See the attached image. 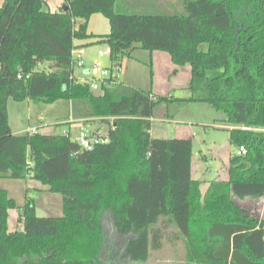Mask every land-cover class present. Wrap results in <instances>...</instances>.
Masks as SVG:
<instances>
[{"label": "trees", "instance_id": "16d2710c", "mask_svg": "<svg viewBox=\"0 0 264 264\" xmlns=\"http://www.w3.org/2000/svg\"><path fill=\"white\" fill-rule=\"evenodd\" d=\"M95 13L108 18V33L88 32ZM89 37L111 48V65L138 46L190 64L191 96L120 81L95 94L71 77L75 41ZM10 98L69 100L73 118L112 116L102 135L108 141L86 149L69 132L15 134ZM190 100L223 111L231 143L246 148L231 156L229 179L209 181L206 192L192 176L193 139L151 134L159 104ZM0 176L39 180L62 194L64 209L38 216L28 193L19 205L0 188V264H106V214L120 235L135 234L123 244L132 260L146 261L163 246L162 222L175 227L193 264H264V218L237 202L264 198V0H185L184 11L174 13L120 11L117 0H64L54 12L45 0H4ZM15 207L22 230L8 226Z\"/></svg>", "mask_w": 264, "mask_h": 264}, {"label": "rangeland", "instance_id": "374dc122", "mask_svg": "<svg viewBox=\"0 0 264 264\" xmlns=\"http://www.w3.org/2000/svg\"><path fill=\"white\" fill-rule=\"evenodd\" d=\"M3 2L4 0H0V6ZM45 2L46 9L52 12L57 11L60 5L58 0H45ZM184 2L185 0H117V8L120 11L130 10L138 13H174L184 11ZM109 31L110 22L102 13H95L91 20L89 19V33L105 34ZM207 46L206 43L202 44L204 49ZM157 52L166 53L160 50ZM143 53L147 55L149 52L137 51L136 55L142 58ZM128 58L125 56L121 60L122 63L124 64ZM101 61L105 63H102L104 66H109L106 63V57L102 58ZM170 65L173 64H168L165 61L158 63L155 69L156 75H154V71L151 75L152 69L147 63L137 64L130 72L137 88H153L155 92L161 95L191 96L189 89L191 65H183L181 72L177 74L174 73L175 70ZM42 67L47 69L48 66L42 65ZM75 75L78 78L83 77V69L76 68ZM153 77L154 82L152 81ZM103 93L104 91L95 92V94ZM8 109L10 125L15 131H22L28 127H38L39 132L47 134L71 131V136L77 137L79 133L77 126L73 127L75 123H71L72 112L69 100L61 99L53 103H35L30 99L17 101L10 98ZM225 117L223 111L216 110L206 101L190 100L182 105L172 103L168 106L163 103L155 109L151 128L152 136L191 137L193 139L192 176L202 180V191L204 192L207 190L209 181L229 179L230 158L238 152V148L230 141L229 128L233 125L228 124ZM88 119L90 122H94V126L100 123L102 131L99 132L101 130L99 127L96 129L99 135L107 134L109 126L114 121L112 116L106 118L90 117ZM0 188L8 189L10 196L15 198L19 205L25 203L28 193L35 200L38 216H62L64 214L62 194L49 191L48 186L39 180L0 176ZM237 202L248 212L264 218V199L237 200ZM8 226L10 230H22L24 228V223L19 219L17 207L9 211ZM158 226L164 228L163 246L160 249H151L150 257L146 261H136L125 253L123 247L125 241L135 234L120 235L115 229L111 214L104 215L103 256L106 259V264H193L188 260V248L185 241L177 238L175 227H164L162 222Z\"/></svg>", "mask_w": 264, "mask_h": 264}, {"label": "crops", "instance_id": "0c3cea01", "mask_svg": "<svg viewBox=\"0 0 264 264\" xmlns=\"http://www.w3.org/2000/svg\"><path fill=\"white\" fill-rule=\"evenodd\" d=\"M60 5L64 2V0H58ZM59 5V6H60ZM94 15V14H93ZM92 15V16H93ZM92 16L90 17V20L92 18ZM96 18V17H95ZM99 18V17H98ZM101 20V19H100ZM93 22V20H92ZM94 24V23H93ZM96 34V33H95ZM100 34V33H99ZM99 39V37H89V38H86V39H83V40H76L75 41V44H76V48L78 49H83L84 50V57H85V61H86V67L83 68V71L84 73L87 72L94 59H96L98 57V53L100 50L102 49H105L107 47L106 44H102V43H98L97 40ZM105 46V47H103ZM143 50V51H141ZM138 52H146L148 51L149 53L147 55H145L146 53H143L142 54V58L138 57L136 55V53ZM162 52V51H161ZM165 52V51H163ZM106 57V60H107V65H111V60H110V56L109 55H104L100 58V60H102V58H105ZM129 58L127 60L124 61V64L122 63L121 61V71L119 72V81L126 84V85H130V86H134V87H137L135 82H134V78L131 76V69L132 68H135V66H137V64H151L152 65V69H154V75H156V67H157V64L161 63V61H165L166 63L168 64H173V65H170L175 71L174 73L177 74V73H180L181 70H182V66H178L176 65L173 61H172V58L170 56V54L168 52L166 53H158L157 50L155 51H149V50H145V49H141L139 46L132 52L131 56H128ZM102 63H104L103 61H101ZM105 64V63H104ZM87 69V70H86ZM154 82V77H153V80ZM190 83V82H189ZM154 85V84H153ZM149 89V88H148ZM151 90L154 92V93H157L154 91L153 88H151ZM158 94V93H157ZM161 95V94H160ZM69 104H70V107H71V112H72V103L71 101H69ZM9 110V109H8ZM168 115V114H166ZM41 118V116H40ZM154 119V116L151 118V121H153ZM9 121H10V118H9ZM97 122V121H96ZM71 123H75L73 125V127H76L78 128L79 130V133L77 134V137L78 135H80L81 133V129L82 127H85L86 129L88 130H93V131H96V129L99 127L101 128V130L99 132L102 131V126L100 125V123H97L96 126H94V122H90V119L88 118H73L71 116ZM93 123V124H92ZM11 126V125H10ZM12 128V127H11ZM30 127L22 130V131H15L12 129L13 133L15 134H22V133H25L28 131ZM152 128V127H151ZM232 128V127H231ZM97 132V131H96ZM97 132V133H99ZM69 133L72 134L71 131H69ZM200 180V179H199ZM225 180V179H224ZM228 180V179H227ZM202 181V180H201ZM208 187V186H207ZM8 190V189H7ZM204 192V191H203ZM10 194V193H9ZM250 199H254V198H248V199H245V200H250ZM260 199H264V198H260ZM243 200V201H245ZM242 202V201H241Z\"/></svg>", "mask_w": 264, "mask_h": 264}, {"label": "built area", "instance_id": "2783aa9c", "mask_svg": "<svg viewBox=\"0 0 264 264\" xmlns=\"http://www.w3.org/2000/svg\"><path fill=\"white\" fill-rule=\"evenodd\" d=\"M111 48L106 47L102 49L98 53V57L94 59L90 69L84 73L83 77H76L75 69L76 68H85L86 61L84 57V50L74 48L72 51V67L74 68V72L72 73V79H74L78 83H87L90 85L91 89L96 91H104V87H110L113 84L119 82V72L121 71V62L116 61L112 65L104 66L102 64L100 58L104 55H111ZM87 70V69H86ZM86 75V76H85ZM21 77V75H19ZM28 132L31 134H36L39 132L38 127H30ZM78 140L83 148L91 149L94 145L98 143L107 142L108 139L102 135L97 134L93 130H88L85 127H82L81 133L78 137H73ZM246 148L244 146L240 147L238 153H245Z\"/></svg>", "mask_w": 264, "mask_h": 264}]
</instances>
